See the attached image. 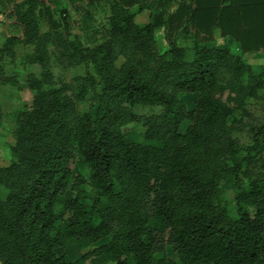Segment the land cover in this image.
Listing matches in <instances>:
<instances>
[{"label":"trees","instance_id":"16d2710c","mask_svg":"<svg viewBox=\"0 0 264 264\" xmlns=\"http://www.w3.org/2000/svg\"><path fill=\"white\" fill-rule=\"evenodd\" d=\"M193 3L201 40L190 63L147 66L148 79L115 74L101 93L92 91L85 110L50 88L48 77V91L17 113L22 156L0 203L1 264H264V125L250 127V145L230 138L221 124L231 113L223 70L242 67L229 51L202 46L217 29L244 53L264 50V0ZM60 14L65 21L66 11ZM33 18L29 11L20 21L30 35ZM116 40L114 31L110 43ZM76 41L80 59L88 60ZM3 49L10 51L9 43ZM110 51L96 52L107 73ZM35 56L41 68L43 47ZM263 74L251 77L254 87L241 101L255 97ZM8 81L0 73V82ZM126 124L142 125L140 143L121 133ZM223 191L231 199L220 204ZM68 246L91 248L68 263L55 255Z\"/></svg>","mask_w":264,"mask_h":264},{"label":"rangeland","instance_id":"374dc122","mask_svg":"<svg viewBox=\"0 0 264 264\" xmlns=\"http://www.w3.org/2000/svg\"><path fill=\"white\" fill-rule=\"evenodd\" d=\"M23 1H0V73L9 78L6 83L0 82V203L5 200L22 156L15 138L17 113L30 107L36 92L48 91L43 86L48 77L52 81L50 88L60 91L65 98H71L77 109L85 110L91 104L92 91L101 93L115 74L134 73L148 79L151 76L147 66L161 69L163 63L176 59L190 63L195 44L201 40L196 36L191 18L193 0H43L32 9L21 6ZM131 1H135L133 6L127 4ZM43 8L48 9L45 15L41 13ZM63 9L66 11L65 21L60 18ZM29 11L33 12L36 23L31 35L20 24L22 19L27 21ZM131 22L145 31L131 30ZM114 31L117 35L115 44L110 43ZM76 40L83 54L90 57L85 58L87 62L80 59L74 48ZM204 42L202 46L227 50L239 58L240 70H223L225 82L231 86L225 99L231 113L222 119L221 124L238 145H250V127L264 125V74L255 97H245L241 101V94L254 87L251 77L264 71V50L244 53L237 43L222 39L217 29H213L212 38ZM6 43H9L10 51L3 49ZM108 45L112 48L110 73L101 70L99 54ZM38 46L43 47L45 53L41 68L35 61ZM46 70L50 72L47 77ZM183 100L188 108L192 107V97ZM120 131L135 143L143 139L141 124H126ZM259 165H252L254 173L258 172ZM230 199V192L223 191L220 204ZM90 248L68 246L56 250L55 255L73 263ZM167 256L175 259L169 249Z\"/></svg>","mask_w":264,"mask_h":264}]
</instances>
